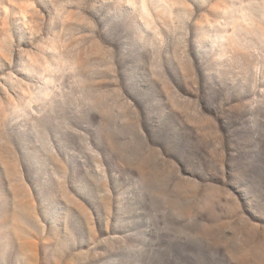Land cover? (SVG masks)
I'll return each mask as SVG.
<instances>
[{
    "label": "rangeland",
    "instance_id": "1",
    "mask_svg": "<svg viewBox=\"0 0 264 264\" xmlns=\"http://www.w3.org/2000/svg\"><path fill=\"white\" fill-rule=\"evenodd\" d=\"M0 264H264V0H0Z\"/></svg>",
    "mask_w": 264,
    "mask_h": 264
}]
</instances>
